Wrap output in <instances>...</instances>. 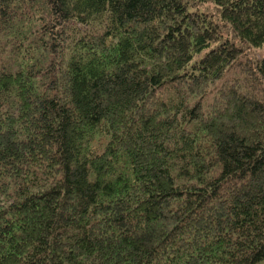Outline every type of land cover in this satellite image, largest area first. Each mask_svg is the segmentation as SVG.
<instances>
[{
    "label": "trees",
    "instance_id": "obj_1",
    "mask_svg": "<svg viewBox=\"0 0 264 264\" xmlns=\"http://www.w3.org/2000/svg\"><path fill=\"white\" fill-rule=\"evenodd\" d=\"M263 260L264 0H0V264Z\"/></svg>",
    "mask_w": 264,
    "mask_h": 264
},
{
    "label": "rangeland",
    "instance_id": "obj_2",
    "mask_svg": "<svg viewBox=\"0 0 264 264\" xmlns=\"http://www.w3.org/2000/svg\"><path fill=\"white\" fill-rule=\"evenodd\" d=\"M261 54H259V52H255V53H250V52H245L242 56H241V60L245 59L246 57H258ZM242 66L234 64L231 67H229L226 72L224 73L223 77H221L220 81L226 80L229 81L232 78H242L243 77V71L241 69ZM257 264H264V260L257 263Z\"/></svg>",
    "mask_w": 264,
    "mask_h": 264
}]
</instances>
